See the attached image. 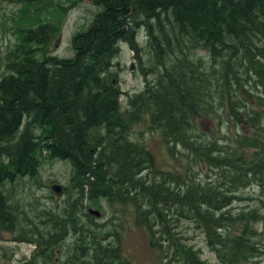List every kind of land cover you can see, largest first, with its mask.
Instances as JSON below:
<instances>
[{
	"label": "trees",
	"instance_id": "1",
	"mask_svg": "<svg viewBox=\"0 0 264 264\" xmlns=\"http://www.w3.org/2000/svg\"><path fill=\"white\" fill-rule=\"evenodd\" d=\"M80 1L0 0L21 14L0 76V234L33 244L43 264L67 237L66 264H130L121 244L130 220L160 262L215 264L179 236L188 221L216 264L264 259L254 227L264 222V0H96L74 57L51 56ZM121 44L145 77L124 108L113 62ZM147 133L178 168L158 167ZM43 160L69 164L77 196L62 216L21 226L4 186L37 177ZM103 203L111 215L101 223Z\"/></svg>",
	"mask_w": 264,
	"mask_h": 264
},
{
	"label": "rangeland",
	"instance_id": "2",
	"mask_svg": "<svg viewBox=\"0 0 264 264\" xmlns=\"http://www.w3.org/2000/svg\"><path fill=\"white\" fill-rule=\"evenodd\" d=\"M46 4L50 8L53 3L58 0H51ZM63 2V1H62ZM94 2L81 0L73 8H71L65 18L59 38L55 40L50 51L51 56L58 58H72L74 57V50L72 49V38L75 33L88 29L94 24V20L100 7ZM64 3V2H63ZM65 4V3H64ZM19 6L1 3L0 4V76L5 73L2 61L9 50L17 44V35L13 32L15 28V21L19 14ZM53 9V8H52ZM45 11V10H44ZM42 12L38 15V19L48 20L50 14ZM21 17V16H20ZM143 36V34H142ZM121 52L113 61L115 68H117L118 77L120 80V89L123 95L120 97L122 108L127 105V98L131 95L141 92L144 88V78L139 71V66L133 58L132 52L129 48L121 44ZM198 56L204 57L202 53H197ZM206 59V58H205ZM133 66V70L130 69ZM147 66V65H145ZM148 72V71H147ZM141 74V75H140ZM147 78L151 79L152 74L147 73ZM204 130L214 127L213 123L202 121ZM146 145L153 152L156 158L158 167L163 169H176L179 164L173 162L166 154L165 148L160 139L156 135H149L144 137ZM71 168L68 163L62 161L43 160L38 170V176L35 178H18L14 183L5 184V194L9 197L10 203L17 212H20V225L32 227V224L40 227V221L45 219L47 214L62 216L66 212L65 203L75 202L76 194L74 190L70 189ZM58 184L62 186L61 195L56 198L50 191L51 184ZM66 188L73 192L72 196H66ZM251 191V190H249ZM252 194H257L253 190ZM104 204V203H103ZM97 210L95 208H91ZM103 209L105 215L103 219H98L100 222L106 221L111 213L104 204ZM75 210H80L78 205H75ZM79 214L80 212L77 211ZM129 213L128 210L126 212ZM94 216V215H92ZM124 225L122 236L123 254L129 260L130 264H168L157 260L156 252L149 246L148 236L142 229L136 228L131 221ZM258 232H262L264 238V222L258 223L254 226ZM28 229V228H27ZM23 230V228H22ZM179 236L185 240L183 242L192 246L195 250L201 252V258L209 263H217L216 258L212 252L209 251L200 230L196 229L191 222L182 221L176 230ZM17 238V233L14 234H0V264H25L26 262L36 264H43V260L37 258V251L33 244L19 242L14 240ZM73 237H67L60 245V250H56L52 264H66L68 258L74 256L73 251ZM108 241L102 242L103 245ZM73 260V259H71ZM77 261V260H76ZM255 264H264V259L255 258ZM251 264V263H248Z\"/></svg>",
	"mask_w": 264,
	"mask_h": 264
},
{
	"label": "water",
	"instance_id": "3",
	"mask_svg": "<svg viewBox=\"0 0 264 264\" xmlns=\"http://www.w3.org/2000/svg\"><path fill=\"white\" fill-rule=\"evenodd\" d=\"M86 1H88V2H94V1H96V0H86ZM130 69L133 70V66H131ZM50 191H51V193H52L56 198H58V197L61 195V192H62V186L53 183V184L50 185ZM89 213L93 214V215L96 216V217H99V216H100L99 212H97V211L89 210Z\"/></svg>",
	"mask_w": 264,
	"mask_h": 264
}]
</instances>
